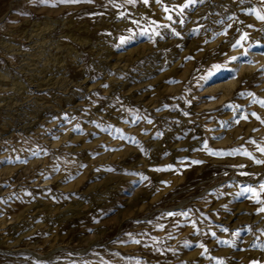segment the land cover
Segmentation results:
<instances>
[{
	"label": "rangeland",
	"instance_id": "obj_1",
	"mask_svg": "<svg viewBox=\"0 0 264 264\" xmlns=\"http://www.w3.org/2000/svg\"><path fill=\"white\" fill-rule=\"evenodd\" d=\"M258 14L0 0V264H264Z\"/></svg>",
	"mask_w": 264,
	"mask_h": 264
},
{
	"label": "snow or ice",
	"instance_id": "obj_2",
	"mask_svg": "<svg viewBox=\"0 0 264 264\" xmlns=\"http://www.w3.org/2000/svg\"><path fill=\"white\" fill-rule=\"evenodd\" d=\"M39 2H40V3H46L47 0H39ZM63 2H77V0H63ZM128 2H129V3H132L133 0H128ZM145 3H147V0H145ZM258 18L261 19V20H264V16H261V15H259V14H258ZM169 19H171V17H169ZM241 39H244V37H241ZM123 43H125V40H124V38H121V44H123ZM237 43H239V41H238ZM234 47H235V45H234ZM233 59H235V58H233ZM217 67H218V66H217ZM211 99H215V97H213V98H211ZM238 122H239V121H237V123H238ZM261 151L264 152V149H261ZM246 154H247V153H246ZM195 163H199V161H196ZM256 163H264V161H259V160H257ZM169 168H171V166H169ZM158 170H160V169H158ZM145 179H147V178L145 177ZM165 183H166V182H165ZM261 188H264V185H261ZM249 191H250V189H249ZM261 211H264V209H261ZM169 215H172V214L170 213ZM137 243H138V241H137Z\"/></svg>",
	"mask_w": 264,
	"mask_h": 264
}]
</instances>
